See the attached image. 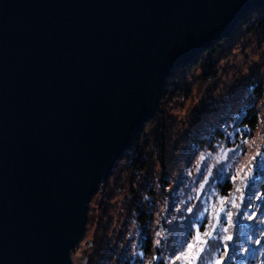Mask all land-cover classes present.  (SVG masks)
I'll return each instance as SVG.
<instances>
[{
  "label": "water",
  "instance_id": "1",
  "mask_svg": "<svg viewBox=\"0 0 264 264\" xmlns=\"http://www.w3.org/2000/svg\"><path fill=\"white\" fill-rule=\"evenodd\" d=\"M264 0H0V264H75L89 202L165 84Z\"/></svg>",
  "mask_w": 264,
  "mask_h": 264
},
{
  "label": "rangeland",
  "instance_id": "2",
  "mask_svg": "<svg viewBox=\"0 0 264 264\" xmlns=\"http://www.w3.org/2000/svg\"><path fill=\"white\" fill-rule=\"evenodd\" d=\"M217 59L215 74L206 73L204 76L206 79H201V68H198L188 71L189 77L185 80H182L183 76H181L178 84L176 80L178 75L173 77L174 74H172L173 79L170 77L167 81L171 86H176L174 97L178 98V104L172 109L175 113V117H172L174 121L172 124L168 123L167 126L171 124L173 134L178 133L180 151L175 155L183 171L168 172L167 176L165 174V177H171V180L164 186V189L154 188L156 191L154 200L146 196L147 209L152 215L149 227L153 232V244L157 245V250L153 255L145 254L140 244L144 234L135 221L136 213L133 212L128 231H126L125 239L128 241H123L115 247L120 251L115 259L113 254L107 255V264H121L125 255L130 259L138 256L139 264H172L177 255L187 251L189 243L195 242L197 230L200 231L206 243L197 245L203 247L204 250L200 253L196 264H215L217 259H220L223 264L226 246L227 251L231 250L236 239H241L243 236L242 230L245 228L243 224L247 225L252 220L255 221L257 210L262 208L264 210V187L262 190L264 159L257 157L252 165V180L243 182L240 179L248 171L252 157L257 152H264V118L262 117L264 97L260 96L257 100V102L262 101L256 115L262 122L260 125L242 130L245 133L239 140H235L230 131L231 128L228 130L227 126V124L232 126L234 119L249 102L250 96L248 97L247 91L245 92L247 87H253L259 79L264 81V32L246 35L242 41L236 42L232 49L226 47L225 52L219 53ZM251 74L254 75L250 76ZM170 103L172 104V102H167V107ZM165 105L166 101L160 102V107ZM155 120L157 123L156 115L152 117L153 124ZM216 121H222L220 129L228 143L220 141L214 147L198 149L193 156H190L196 143L193 139L197 136L208 138L216 128L214 125ZM187 159H189L188 164ZM208 169H211L212 175L208 177L205 187L200 189V184L204 183V176L208 175ZM155 170L162 171L159 165L155 167ZM130 176L131 171L122 174L120 179L123 181ZM233 176L237 177L235 181L232 179ZM223 182L226 184L225 187ZM103 187L100 190L104 189ZM238 188L241 189L240 192L236 191ZM115 189L113 183L107 189L110 193L108 203L114 201L112 197L110 199V195L111 193L113 195ZM260 191H263L262 195ZM241 196L243 200L240 199ZM221 198H225L224 212L220 213L219 222H217L214 209L220 207ZM233 201L239 205V208L232 207ZM95 202L96 200H91L90 207H95ZM189 208L192 209L191 212L188 211ZM108 212L110 213L109 209ZM227 212L233 213L231 226ZM248 216L253 218L249 220ZM116 218L117 215L114 220H117ZM106 221L107 219L105 224ZM213 224H215V229L212 228ZM114 225L118 227V224ZM188 225L191 232L187 238H184L186 239L184 242V239L177 236L180 232L187 230ZM95 226L96 224L88 227L87 223L85 243L91 238ZM225 228L228 229L227 233L224 232ZM206 231L211 232V236L204 237L203 233ZM225 235L231 236L232 239L224 241L222 238ZM108 236L111 238L115 236L114 232H109V227ZM79 244L73 253L75 264H81L80 261L86 258L89 252L85 244L78 251ZM175 264H185V262L177 260Z\"/></svg>",
  "mask_w": 264,
  "mask_h": 264
},
{
  "label": "trees",
  "instance_id": "3",
  "mask_svg": "<svg viewBox=\"0 0 264 264\" xmlns=\"http://www.w3.org/2000/svg\"><path fill=\"white\" fill-rule=\"evenodd\" d=\"M262 32H264V7L249 11L229 37L223 38L221 41L211 46L209 50L201 53L188 66L177 69L176 72L173 73V77L176 75L179 76L178 79H176L178 84L180 83L181 76H183L182 80H185L189 77L187 75L188 71H194L198 68H201V79H206L204 77L206 73L214 75L218 65L217 57L219 53H224L226 47L227 49H232L233 45L238 41H242L246 35ZM243 33L245 34L243 35ZM252 75L254 74L250 76ZM173 77L170 79H173ZM258 81V83H254L253 87H247L245 92L247 91L248 97L250 96L249 102L244 105L240 114L234 119L232 126L230 127V125L227 124L228 130L231 128L230 131L235 140H239V138L244 135L245 132H242V130L244 131L246 128H255L262 123L258 120L256 115L262 103V101L257 102V100L260 96L264 97V81L263 79H259ZM260 82L263 84L262 86ZM165 88L166 91L162 96L161 103L162 101H166V105L164 107L161 106L158 113L155 114L157 116V123L155 120L153 124L151 118L144 124L142 132L136 136L130 149L123 156L122 160L116 164L110 175L112 177H108L105 180L103 184L105 188L103 187L104 189L100 190L97 195H94L91 199L96 200L95 207H90L91 200L89 202L88 227H92L94 224H96V226L89 239L90 241L88 240L87 243H85L84 239L79 244L78 251L81 250V246L84 244L89 248L88 254L86 253L87 257L80 261L81 264H107V255L109 253L111 255L113 254L115 259L120 252L119 249L115 247H118L123 241H128L125 239L127 237L126 231H128L130 218L133 212L136 213L135 221L144 234L140 244L145 254L153 255L158 248L157 245L155 246L153 244V232L149 227L152 215H150L147 209L148 203L146 196L154 200L156 192L154 188L164 189V186L171 180V177L167 178L165 174L167 176L168 172L174 173L177 170L183 171L180 161L177 160V156L175 155L176 152L180 151V139L178 138L177 132L173 134L171 127L172 121H174L172 117H175V113L172 109L178 104V98L174 97L176 95L174 93L176 86H171L169 82H166ZM167 102H172V104L170 103L167 107ZM262 117L264 118V115ZM221 122L222 121H216V124H214L216 128L211 132L208 138L197 136L193 139L196 143L190 156H193L196 150L212 148L220 141L228 143L227 138H224V133L220 129L222 127L220 126ZM168 123H171L170 126H167ZM240 131L242 133H240ZM188 162L189 159H187V164ZM158 165L163 172L155 170V167ZM130 171L131 176L122 181L120 179L121 175L127 174ZM112 183L115 185L116 189L113 191V195L111 193L110 199L112 197L114 201L108 203L110 193H108L107 189ZM225 183L227 184L228 181ZM222 184L224 187L226 186L224 182ZM263 187L264 186H262V190ZM257 189H259V187ZM260 192L262 195L263 191ZM135 200L137 201L136 203ZM116 215L117 220H114ZM104 219H107L106 224ZM254 220L255 221L252 220V222L247 225L243 224L245 227L244 230H242L243 236L241 239H236L232 249L227 251L223 264H264L263 208L257 210V215L254 217ZM107 224L109 225V232L115 233V236L112 238L108 236ZM114 224H118V227L116 228ZM190 232L191 229L188 225L187 230L180 232L177 237L183 240L188 237ZM257 241H259V243H257ZM184 242H186V239H184ZM108 257H110V255ZM139 260L138 256L137 258L130 259L129 256L125 255L121 264H139Z\"/></svg>",
  "mask_w": 264,
  "mask_h": 264
},
{
  "label": "snow or ice",
  "instance_id": "4",
  "mask_svg": "<svg viewBox=\"0 0 264 264\" xmlns=\"http://www.w3.org/2000/svg\"><path fill=\"white\" fill-rule=\"evenodd\" d=\"M257 157H260L262 159H264V152H257L253 157L252 160L250 162V166L247 172L244 173V175L242 177H240V179L243 182H247L253 179L252 176V165L254 164V162L256 161ZM201 160H203V157H201ZM199 170V169H198ZM212 175V171L211 169H208V175L204 176V183L200 184V189H203L205 187V184L208 182V177ZM232 179L235 181L237 179L236 176H233ZM237 192H240L241 189H236ZM241 200H243V196L240 197ZM225 204V198H221L220 199V207L214 209V216L216 217L217 222H219V218H220V213L224 212V207L223 205ZM232 207L233 208H239V205H237L234 201L232 202ZM189 212L192 211L191 208L188 209ZM247 215V214H245ZM254 215V214H253ZM227 218H228V222L229 225H232L233 222V213L232 212H227ZM252 216H249L248 219H252ZM212 228L215 229V224L212 225ZM224 232L227 233L228 229L225 228ZM211 232L206 231L203 233L204 237H209L211 236ZM157 235H159V233H157ZM224 241H229L232 239L231 236L229 235H225L222 238ZM204 243H206V240L202 239L201 237V233L199 230H197L196 232V236H195V242L194 243H189L187 246V251L180 253L179 255H177L175 257V259L173 260L172 264H175V262L177 260H182L185 262V264H196V260L199 259L200 257V253L203 252V247H198L197 245H203ZM257 243H259V241H257ZM225 254H227V246L225 248ZM153 259H156V257H153ZM215 264H222V261L220 259H217L215 261Z\"/></svg>",
  "mask_w": 264,
  "mask_h": 264
}]
</instances>
